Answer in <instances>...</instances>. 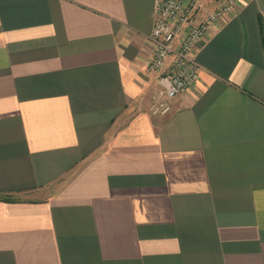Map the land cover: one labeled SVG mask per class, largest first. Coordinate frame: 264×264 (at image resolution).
<instances>
[{"label": "crops", "instance_id": "1", "mask_svg": "<svg viewBox=\"0 0 264 264\" xmlns=\"http://www.w3.org/2000/svg\"><path fill=\"white\" fill-rule=\"evenodd\" d=\"M154 3L0 0V264H264V0L164 115Z\"/></svg>", "mask_w": 264, "mask_h": 264}, {"label": "built area", "instance_id": "2", "mask_svg": "<svg viewBox=\"0 0 264 264\" xmlns=\"http://www.w3.org/2000/svg\"><path fill=\"white\" fill-rule=\"evenodd\" d=\"M235 1L224 0L192 24L198 0H155L154 24L149 35L153 53L147 66L149 71L157 72V90L149 105L151 114L168 113L170 100L199 81L200 64L194 49L210 26L233 9Z\"/></svg>", "mask_w": 264, "mask_h": 264}, {"label": "trees", "instance_id": "3", "mask_svg": "<svg viewBox=\"0 0 264 264\" xmlns=\"http://www.w3.org/2000/svg\"><path fill=\"white\" fill-rule=\"evenodd\" d=\"M260 31H261V37H262V45H263V48H264V35H263L262 28H261V23H260Z\"/></svg>", "mask_w": 264, "mask_h": 264}]
</instances>
